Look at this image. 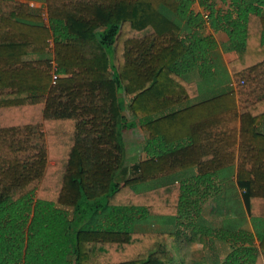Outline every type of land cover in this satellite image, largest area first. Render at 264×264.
I'll use <instances>...</instances> for the list:
<instances>
[{
	"label": "trees",
	"instance_id": "16d2710c",
	"mask_svg": "<svg viewBox=\"0 0 264 264\" xmlns=\"http://www.w3.org/2000/svg\"><path fill=\"white\" fill-rule=\"evenodd\" d=\"M41 1L48 23L0 0V264H186L190 210L191 240L231 247L194 264H264V0ZM197 1L237 55L232 82L210 72Z\"/></svg>",
	"mask_w": 264,
	"mask_h": 264
},
{
	"label": "rangeland",
	"instance_id": "374dc122",
	"mask_svg": "<svg viewBox=\"0 0 264 264\" xmlns=\"http://www.w3.org/2000/svg\"><path fill=\"white\" fill-rule=\"evenodd\" d=\"M22 1L28 2L30 4V2L37 1V0H22ZM35 3L37 5L39 3L43 4V2L41 0L40 1L38 0V2H35ZM220 43L222 44L221 41H220ZM220 50L225 51L226 49L224 46H222V47H218L217 51L220 53ZM217 64H218V62H217ZM218 68H219L220 72H223V73L225 72L222 69H220L219 66H218ZM217 74H218V71H217ZM198 75L196 76V78L198 77ZM227 75L228 74H226V76ZM210 84H211V76L209 75V78L205 80L203 87L204 88H205V86L208 87ZM217 87L219 89L220 86L217 84ZM210 96L211 95H208L207 93L200 91L198 98L203 100V99L210 98ZM147 135H148V133L146 131H142L140 128H138L137 130H134V131H127L124 133V141H125V145L127 148V157H128L127 163L128 164L132 165V164L136 163L137 161H140L144 158H147L146 154L141 151L142 150L141 147L144 144ZM191 175L192 174H187V177H191ZM159 184H160V182H157V181L149 182V183L143 185V187H141V189L147 190V189L153 188ZM240 195H241V192H240ZM192 201H194V200H192ZM210 201H212V198L211 199L209 198L207 203H206L207 206L206 205L204 206V214H203V215H206V217H208V218H210L209 217V205L211 203ZM51 207H53V206H51ZM57 207H59L65 211L64 217H68L70 219L73 218V216H74V209L73 208L56 205L53 207V210H54V208H57ZM53 213H54V211H53ZM190 213H191L190 216L182 218V221H184V226L181 228V235H180V239L182 240L181 243L184 244V247L182 248V255L185 258L186 264H192L194 261L204 260L205 257H207V255H209L210 249L213 248V247L209 246L206 249V251H203L202 253L198 252V249H200V247H201V246H199V240H197V241L191 240V233H190L191 228L188 227V224H190L191 221H193L194 223H198L197 220H199V219H197V217H195L196 214H195L194 210H193V212H191V210H190ZM245 228L249 229V230L253 229L252 224L250 222V219H247V226H245ZM174 244H175L174 241H171V240L169 241V245L171 248H173ZM213 249H214V253L219 254V256H220V254L225 251V246L222 245L221 243H218L217 246H215V248H213ZM212 258H214V257H212Z\"/></svg>",
	"mask_w": 264,
	"mask_h": 264
},
{
	"label": "crops",
	"instance_id": "0c3cea01",
	"mask_svg": "<svg viewBox=\"0 0 264 264\" xmlns=\"http://www.w3.org/2000/svg\"><path fill=\"white\" fill-rule=\"evenodd\" d=\"M20 1H22V0H20ZM23 2V1H22ZM38 2V1H37ZM193 9H194V11L195 12H198V13H201V14H203V17H204V19H205V15L206 14H209V12H205L204 11V9L201 7V5H200V3L197 1V2H195L194 3V5H193ZM205 21H206V23H205V27H204V33H205V36H211V37H213L214 39H215V41H216V43H217V45H218V47H222V46H224L225 47V51H222V50H220V53H219V55H220V58H221V63H220V65H218L217 64V59L215 58V56L216 55H214L213 57L211 56V55H209V61H210V63H213L214 65L212 66V69H211V74L212 73H214V74H216L217 73V68H218V66L220 67V69H222L223 71H225L227 74H228V76H229V78H231V82H232V80H233V75H232V71H231V68H230V65H231V63L233 62V61H235L236 59H237V55H236V53L235 52H233V51H229L228 50V48H227V45H228V41H229V38H228V36L225 34V33H223V32H216L212 27H211V24H210V21H207L206 19H205ZM220 41L222 42V44L220 43ZM218 49V48H217ZM220 49V48H219ZM215 59V60H212V59ZM217 64V65H216ZM199 74V75H198ZM198 75V77L196 78V76ZM190 78L191 79H193L194 81H197V83L199 84L200 82H201V80H202V73H201V71H196V73L195 74H192L191 76H190ZM232 84V83H231ZM200 91L201 92H205V93H207L208 95H211L210 97H212V96H214V95H216L217 93H218V87H217V84H216V82H213V83H211L208 87H206L205 86V88L203 87V88H201L200 87ZM208 99V98H207ZM206 100V99H205ZM264 126H262L261 127V129L263 128ZM148 133V132H147ZM149 140V133H148V135H147V137H146V139H145V142H147ZM144 142V143H145ZM189 174H192L191 176H195L196 175V171L194 170V171H189ZM56 209H58V210H60V211H62V212H65L63 209H61V208H59V207H57ZM70 219V218H69ZM71 220V219H70ZM250 222H251V220H250ZM251 224H252V222H251ZM252 227H253V229H250V231L254 234V236H255V238H256V232H255V227H254V224H252ZM249 230V229H248ZM193 242V241H192ZM195 243V242H194ZM218 243H221V242H214V243H210V245L209 246H211V247H213V248H215V246H217V244ZM222 245H224L225 246V251L223 252V253H221L220 254V260L221 261H224V259L227 257V255L230 253V251H231V247H230V244H227V243H225V244H223V243H221ZM199 246H201L200 247V249H198V252H203V251H206V249L209 247H205V245H204V243L203 242H201V241H199ZM254 246L255 247H259V241L257 240V239H255V241H254ZM184 247V244H181V253H182V248ZM213 248H211L210 249V251H209V255H207V257H205V259H208L209 258V260L212 258V257H216L217 255L219 256V254H215L214 253V249ZM202 261V260H201ZM201 261H194L192 264H194V263H199V262H201Z\"/></svg>",
	"mask_w": 264,
	"mask_h": 264
},
{
	"label": "built area",
	"instance_id": "2783aa9c",
	"mask_svg": "<svg viewBox=\"0 0 264 264\" xmlns=\"http://www.w3.org/2000/svg\"><path fill=\"white\" fill-rule=\"evenodd\" d=\"M35 2H37V1L30 2V7L33 8V9H36V8L41 9L43 19L45 20L46 23H48L49 22V19H48V15H47V10L44 8L43 4L39 3L37 5ZM205 19L207 21L209 20L208 14L205 15ZM51 45H53V42H51ZM51 52L54 54L53 48H52ZM51 65L53 67V71H52V82L55 85L57 83V81L59 80V78L61 77V75L58 72V64H57L55 58H53L51 60ZM231 85L234 86V87H236V83H234V82Z\"/></svg>",
	"mask_w": 264,
	"mask_h": 264
}]
</instances>
